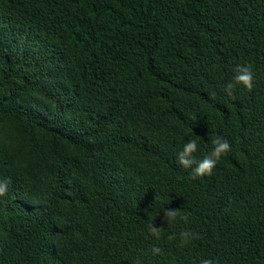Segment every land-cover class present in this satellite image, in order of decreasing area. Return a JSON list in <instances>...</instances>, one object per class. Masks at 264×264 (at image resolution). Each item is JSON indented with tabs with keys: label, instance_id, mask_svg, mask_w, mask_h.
I'll return each mask as SVG.
<instances>
[{
	"label": "trees",
	"instance_id": "1",
	"mask_svg": "<svg viewBox=\"0 0 264 264\" xmlns=\"http://www.w3.org/2000/svg\"><path fill=\"white\" fill-rule=\"evenodd\" d=\"M0 177V264H264V0H0Z\"/></svg>",
	"mask_w": 264,
	"mask_h": 264
},
{
	"label": "clouds",
	"instance_id": "2",
	"mask_svg": "<svg viewBox=\"0 0 264 264\" xmlns=\"http://www.w3.org/2000/svg\"><path fill=\"white\" fill-rule=\"evenodd\" d=\"M234 73L232 81L228 83L224 91L229 96H232L236 86L242 85L251 92L254 87L255 79L251 67L249 65H237L234 68ZM199 140L201 139L198 136L193 135V139L188 140L184 144L182 150L177 154V162L183 168L191 169L190 175L193 177L211 176L213 169L216 167L221 157L230 151V145L227 140L217 136L212 140L213 147L211 151L205 154L202 159L197 160L194 153L198 151ZM10 185V178L0 177V197H5L7 195ZM163 214L164 221L167 225H174L178 222L187 224L189 222L188 214L182 213L180 209H164ZM153 220L154 218L150 220L147 230L155 240L159 241L162 236H164V228L156 226ZM198 239H200V234L189 228H183L178 233H171L166 236V240L169 242L178 241V246L181 248L187 247ZM151 254L153 256L161 255L162 249L159 246H153ZM134 264H142V261L136 258ZM199 264H216V261L210 258L201 259Z\"/></svg>",
	"mask_w": 264,
	"mask_h": 264
}]
</instances>
